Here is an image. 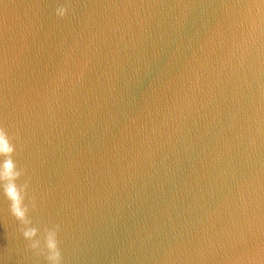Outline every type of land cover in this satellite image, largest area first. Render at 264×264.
<instances>
[{"label": "water", "instance_id": "obj_1", "mask_svg": "<svg viewBox=\"0 0 264 264\" xmlns=\"http://www.w3.org/2000/svg\"><path fill=\"white\" fill-rule=\"evenodd\" d=\"M0 124V264H264V0H0Z\"/></svg>", "mask_w": 264, "mask_h": 264}, {"label": "clouds", "instance_id": "obj_2", "mask_svg": "<svg viewBox=\"0 0 264 264\" xmlns=\"http://www.w3.org/2000/svg\"><path fill=\"white\" fill-rule=\"evenodd\" d=\"M14 211H15V214L18 217L23 218V214L21 212H19L16 209H14ZM32 234H33L32 231L25 232V236L26 237L31 236ZM48 247H49L50 250H52V253H53L52 256H50L49 258L54 260L56 258V256H57V254L55 253V244H54V242L50 240L49 243H48Z\"/></svg>", "mask_w": 264, "mask_h": 264}, {"label": "snow or ice", "instance_id": "obj_3", "mask_svg": "<svg viewBox=\"0 0 264 264\" xmlns=\"http://www.w3.org/2000/svg\"><path fill=\"white\" fill-rule=\"evenodd\" d=\"M4 138V129L2 124H0V141H2Z\"/></svg>", "mask_w": 264, "mask_h": 264}]
</instances>
